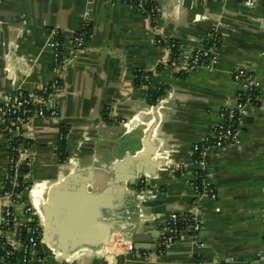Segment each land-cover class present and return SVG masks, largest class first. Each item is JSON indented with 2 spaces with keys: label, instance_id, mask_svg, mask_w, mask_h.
<instances>
[{
  "label": "crops",
  "instance_id": "0c3cea01",
  "mask_svg": "<svg viewBox=\"0 0 264 264\" xmlns=\"http://www.w3.org/2000/svg\"><path fill=\"white\" fill-rule=\"evenodd\" d=\"M157 14L152 25L118 1L0 0V102L56 77L63 83L51 100L58 115L35 118L22 134L30 162L23 197L42 232L51 188L63 183L52 206L59 219L39 248L46 264H264V5L158 0ZM87 21L92 33L85 47L61 74L54 73L47 29L62 28L69 59L72 35ZM212 31L223 41L213 72L186 71L184 61L172 60L167 43L156 42L158 36L174 39L189 52ZM159 65L150 83L135 85L138 70ZM237 68L258 80L259 101L242 121L241 143L208 148L200 168L192 148L209 138L223 108L236 105ZM160 86L165 93L152 102L150 94ZM9 142L0 136V194ZM199 169L217 199L198 195L190 184ZM13 210L20 225L28 223L22 205ZM185 214L200 221L199 239L186 231L158 254L166 223ZM137 233L150 235L142 244L151 250L127 249V236ZM2 239L14 242L16 233L0 225Z\"/></svg>",
  "mask_w": 264,
  "mask_h": 264
},
{
  "label": "built area",
  "instance_id": "2783aa9c",
  "mask_svg": "<svg viewBox=\"0 0 264 264\" xmlns=\"http://www.w3.org/2000/svg\"><path fill=\"white\" fill-rule=\"evenodd\" d=\"M117 1V0H106ZM124 4L134 7L138 12L148 17L153 25L157 20V6L148 9L147 0H118ZM241 6L245 8H253L259 4L264 5V0H237ZM135 2H138L135 5ZM134 4V5H133ZM90 26L87 21L82 30L76 31L72 35L73 55L68 59L64 57V40L63 30L60 27H51L47 29L48 46L52 49V70L56 74H61L66 65L72 59L77 57L78 52L85 47L88 38L86 28ZM156 42L158 45L167 43L169 50L173 53L174 48L178 45V41L174 39H166L158 36ZM222 38L216 32L212 31L207 40L189 52L180 50L176 53V60L185 62L186 71H194L199 68H206L213 72L217 69L222 52ZM174 60V61H176ZM154 70H145L139 76L135 73L134 82L138 79L142 80V86L145 82H150ZM234 79L239 86L236 97V105L234 107L223 108L220 112V121L213 129L209 138L202 143L194 144L192 148L194 156V164L198 167H204L206 161L204 158L205 151L208 148L223 149L233 145H239L242 141V121L247 116L249 107L258 103L259 82L254 78L252 73L245 68H237L234 71ZM60 77H56L52 82L40 88L46 93L51 90L47 96H38L36 92L28 93L18 90L13 93L8 100L0 102V136H7L10 140V156L8 161V174L4 182L3 189L0 194V225L4 231H14L16 239L14 242L4 240L6 244L0 245V264H11L10 259L19 254L20 258L15 264H46L44 257L39 254L41 245L42 231L38 220L35 219L34 208L24 200V190L26 182L24 176L26 173L22 171V166L30 168V162L25 156V152L16 139L22 136L26 128L35 118L46 116H57L59 110L52 105V97L62 90L63 84ZM49 112V113H46ZM16 133V135H15ZM62 138V135L60 136ZM182 174L184 170H180ZM190 184L198 195L209 196L217 199L218 193L206 176L202 169L197 170L191 175ZM22 205L24 212L30 216L28 223L20 225L15 213L14 206ZM189 223L184 228H179L177 222L186 220L187 214L174 216L163 228V234L156 244V252L164 254L166 249L178 241L184 232L191 233V239L198 240L201 230V223L196 216L189 214ZM25 231L27 233H25ZM3 240V239H2ZM194 240V241H196ZM201 245H204L201 243ZM127 249L134 252L133 246L128 245ZM264 261V253L261 256Z\"/></svg>",
  "mask_w": 264,
  "mask_h": 264
},
{
  "label": "trees",
  "instance_id": "16d2710c",
  "mask_svg": "<svg viewBox=\"0 0 264 264\" xmlns=\"http://www.w3.org/2000/svg\"><path fill=\"white\" fill-rule=\"evenodd\" d=\"M157 1L158 0H147V8L148 9H151V8H153V7H155V6H157ZM138 2H135V5L134 6H136V4H137ZM86 33H87V38L88 39H90V36H91V33H92V27H91V24H90V26H88L87 28H86ZM166 44V43H165ZM179 51V43H178V45L174 48V50H173V53H172V60H176V57H177V55H176V53ZM163 68V65H159V67H157L156 68V72H158V71H160L161 69ZM145 72V70H138L137 72H136V74H138L139 76H141L143 73ZM142 80L141 79H138L137 81H135V85L136 86H142ZM148 83H150V82H145V84L144 85H146V84H148ZM61 84H63V83H61ZM50 89L46 92V93H44L43 91H41L40 89H38V90H36L35 92H36V94L38 95V96H47L49 93H50ZM165 93V87L164 86H160L159 88H157V89H155V90H153L152 92H151V94H150V96H151V101L152 102H155L159 97H161L163 94ZM46 113H49V112H46ZM62 138H61V140H60V142H59V153H60V160H64L65 158H66V156H67V145H66V134H67V131H66V129L65 128H63L62 129ZM16 141H17V143L19 144V145H21V147H25L27 144H28V140L26 139V138H23V136H19L17 139H16ZM22 171H24V173H27L28 171H29V167L28 166H22ZM179 217V216H178ZM187 219L186 220H179L178 222H177V226L179 227V228H184V227H186L189 223H191L190 221H189V217H190V215L189 214H187ZM180 218V217H179ZM25 233H27L26 231H25ZM4 244H6V242L4 241V240H1L0 241V245H4ZM19 258H20V255L19 254H16V255H14L11 259H10V262H11V264H15L18 260H19Z\"/></svg>",
  "mask_w": 264,
  "mask_h": 264
},
{
  "label": "water",
  "instance_id": "95a60500",
  "mask_svg": "<svg viewBox=\"0 0 264 264\" xmlns=\"http://www.w3.org/2000/svg\"><path fill=\"white\" fill-rule=\"evenodd\" d=\"M61 185H63L62 182L53 184V186L51 188L52 190H51L49 197H48V200L43 207L44 211H45L44 212L45 222L43 225V232H42V239L41 240H43L44 242L50 241L49 237H50V232L52 230V227L55 224L56 220L59 219L58 214L57 215L55 213L52 214V206L55 205V201H54L55 190H56V188H58V186H61ZM148 237L150 238V235L139 234V233L133 234L132 236H127L128 245H132L134 251H136V250H149L150 248L148 246H144L142 244V241H145Z\"/></svg>",
  "mask_w": 264,
  "mask_h": 264
},
{
  "label": "rangeland",
  "instance_id": "374dc122",
  "mask_svg": "<svg viewBox=\"0 0 264 264\" xmlns=\"http://www.w3.org/2000/svg\"><path fill=\"white\" fill-rule=\"evenodd\" d=\"M118 1V0H117ZM236 2H238L237 0H235ZM118 2H120V1H118ZM238 4H239V2H238ZM241 5V4H240ZM254 8V7H253ZM253 8H248V9H253ZM39 118H41V117H39Z\"/></svg>",
  "mask_w": 264,
  "mask_h": 264
}]
</instances>
